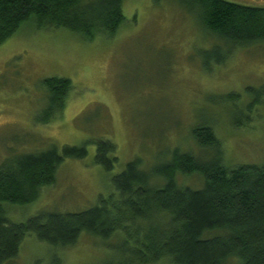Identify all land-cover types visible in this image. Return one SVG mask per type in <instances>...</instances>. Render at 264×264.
<instances>
[{"label":"rangeland","instance_id":"obj_1","mask_svg":"<svg viewBox=\"0 0 264 264\" xmlns=\"http://www.w3.org/2000/svg\"><path fill=\"white\" fill-rule=\"evenodd\" d=\"M222 1L264 9V0ZM123 14L124 25L113 38L85 41L28 23L0 46V163L52 145L61 149L96 141L112 142L119 159L112 172H104L94 165L90 143L86 159L66 161L55 185L36 202L9 208L12 222L41 211L91 208L112 192L111 179L137 158L145 167L167 161L175 149L208 158L191 135L201 125L212 127L221 142L224 166L264 163V44L231 51L220 65L210 58V68L204 69V53L220 44L195 12L176 0H127ZM228 48L223 45L220 55ZM53 77L72 83L65 110L53 123L34 125L43 109L40 83ZM228 94L239 95V101H224ZM255 95L259 105L248 114L245 108ZM184 184L196 188L200 181ZM121 241L84 235L72 247L53 249L29 236L7 264H53L55 256L62 264H103Z\"/></svg>","mask_w":264,"mask_h":264},{"label":"trees","instance_id":"obj_2","mask_svg":"<svg viewBox=\"0 0 264 264\" xmlns=\"http://www.w3.org/2000/svg\"><path fill=\"white\" fill-rule=\"evenodd\" d=\"M125 1L0 0V46L28 23L38 30H65L85 41L113 38L125 22ZM176 1L195 12L200 26L220 44L204 53V69L210 68V58L220 65L231 51L264 44V9L222 0ZM223 45L229 47L224 56ZM40 88L43 109L33 122L46 126L64 112L72 83L53 77L44 79ZM222 99L234 104L240 96ZM259 102L255 95L245 111L251 114ZM191 135L208 158L175 149L167 161L150 167L134 159L111 179L112 192L98 197L91 208L41 211L20 223L12 222L9 208L36 202L44 189L55 185L66 161L86 159L93 143L94 165L110 173L119 162L117 150L112 142L96 141L5 158L0 163V264L13 261L29 236L53 249H66L84 235L103 242L122 240L103 264H227L233 259L264 264V163L226 167L212 127L201 125ZM191 178H198L200 186H186ZM54 260L62 264L56 256Z\"/></svg>","mask_w":264,"mask_h":264}]
</instances>
